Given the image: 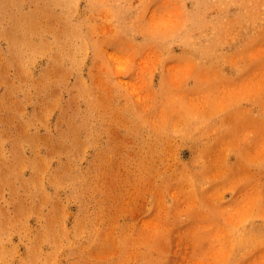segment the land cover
Segmentation results:
<instances>
[{"label":"rangeland","instance_id":"rangeland-1","mask_svg":"<svg viewBox=\"0 0 264 264\" xmlns=\"http://www.w3.org/2000/svg\"><path fill=\"white\" fill-rule=\"evenodd\" d=\"M0 264H264V0H0Z\"/></svg>","mask_w":264,"mask_h":264}]
</instances>
